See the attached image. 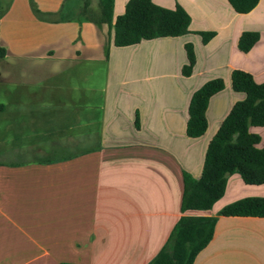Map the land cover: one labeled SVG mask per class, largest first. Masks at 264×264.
Here are the masks:
<instances>
[{"label": "crops", "instance_id": "0c3cea01", "mask_svg": "<svg viewBox=\"0 0 264 264\" xmlns=\"http://www.w3.org/2000/svg\"><path fill=\"white\" fill-rule=\"evenodd\" d=\"M29 1L0 0V264H148L183 215V172L200 177L209 141L244 99L231 72L264 82V0L246 14L226 0H153L181 6L190 32L127 47L78 11L61 20L76 0H33L53 14L45 20ZM127 1L114 0L116 17ZM197 32L215 35L203 44ZM243 32L259 33L247 53ZM187 43L196 62L184 77ZM216 78L224 88L209 100L207 130L188 138L189 99ZM249 187L230 175L211 210L187 214L264 197V184ZM193 264H264V218L217 216Z\"/></svg>", "mask_w": 264, "mask_h": 264}, {"label": "trees", "instance_id": "16d2710c", "mask_svg": "<svg viewBox=\"0 0 264 264\" xmlns=\"http://www.w3.org/2000/svg\"><path fill=\"white\" fill-rule=\"evenodd\" d=\"M233 11L246 14L253 10L259 0H226ZM33 15L45 20L51 13L41 12L33 0L29 1ZM114 0H97L92 6L90 0H76L67 7L62 4L58 14L67 20L74 11L85 20L102 22L111 29L112 44L127 47L141 41L157 38H176L190 32V17L179 5L173 9L156 5L153 0H128L124 12L113 19ZM68 9L70 11H68ZM78 21H81L78 19ZM206 44L214 32H197ZM259 40L258 32H243L237 42L238 49L247 53ZM186 64L181 74H192L196 58L193 45H184ZM4 49L0 48V57ZM231 88L244 94V99L236 102L221 122L209 141L199 178L182 174V197L180 211L183 214L175 223L166 243L148 264H193L196 256L211 241L217 216L264 218V197H244L222 207L217 216L188 215V212L211 210L226 190L227 178L236 174L244 185L264 184V137L251 131L264 127V82H255L252 75L241 70L230 74ZM224 81L216 78L205 82L194 91L187 107L185 134L188 138H199L207 130L205 112L210 98L222 91ZM3 106L0 105V111ZM138 128V119L135 120ZM59 264H72L61 262Z\"/></svg>", "mask_w": 264, "mask_h": 264}, {"label": "rangeland", "instance_id": "374dc122", "mask_svg": "<svg viewBox=\"0 0 264 264\" xmlns=\"http://www.w3.org/2000/svg\"><path fill=\"white\" fill-rule=\"evenodd\" d=\"M69 1H72V0H69ZM90 3H91L92 6H96V4H97V0H90ZM121 14H122V13H121ZM113 17H116L115 13H113ZM260 129H261V128H256V130H258V131H260ZM253 130H254V129H253ZM228 177H230V176H228ZM243 185H244V184H243ZM244 187H246L245 189H250L249 186L244 185ZM223 199H224V200L227 199V196H225V198H223Z\"/></svg>", "mask_w": 264, "mask_h": 264}]
</instances>
